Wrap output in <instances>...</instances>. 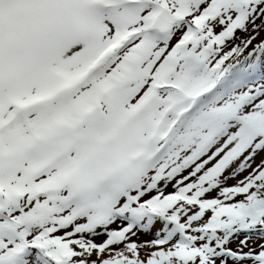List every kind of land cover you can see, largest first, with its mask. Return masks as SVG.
<instances>
[{"label":"snow or ice","instance_id":"6c2138e0","mask_svg":"<svg viewBox=\"0 0 264 264\" xmlns=\"http://www.w3.org/2000/svg\"><path fill=\"white\" fill-rule=\"evenodd\" d=\"M262 34L264 0H0V264H264Z\"/></svg>","mask_w":264,"mask_h":264},{"label":"rangeland","instance_id":"374dc122","mask_svg":"<svg viewBox=\"0 0 264 264\" xmlns=\"http://www.w3.org/2000/svg\"><path fill=\"white\" fill-rule=\"evenodd\" d=\"M262 35H264V34H262ZM233 182H234V180H230L228 183H231V184H232ZM114 227H115V225H114ZM157 227H159V225H158ZM98 237H100L101 239H99V241L97 240V243H99V242H101L102 240L106 239V237H104V236H98ZM152 238H153V236H152L151 234H147V235H145V234H140L139 237H138V242H140V241H144V240H150V239H152ZM240 238H243V236H241ZM133 239H137V237H133ZM253 242H256V238H255V236L253 237ZM236 243H238V241H234V242L230 245V247L235 248ZM116 247H122V246H116ZM245 250H246V249H245ZM148 251H151V249H149ZM145 255H146V253L142 250V252H141V256L144 257Z\"/></svg>","mask_w":264,"mask_h":264},{"label":"bare ground","instance_id":"6f19581e","mask_svg":"<svg viewBox=\"0 0 264 264\" xmlns=\"http://www.w3.org/2000/svg\"><path fill=\"white\" fill-rule=\"evenodd\" d=\"M258 159H259V158H258ZM242 175H247V173H243ZM233 183H235V181H234ZM233 183H232V184H233ZM229 184H231V183H229ZM95 239H96V242H97V240L99 241V239H101V238H100V237H96Z\"/></svg>","mask_w":264,"mask_h":264}]
</instances>
